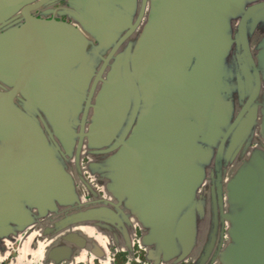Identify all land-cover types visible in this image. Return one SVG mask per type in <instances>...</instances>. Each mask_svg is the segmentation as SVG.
I'll list each match as a JSON object with an SVG mask.
<instances>
[{"label":"water","instance_id":"1","mask_svg":"<svg viewBox=\"0 0 264 264\" xmlns=\"http://www.w3.org/2000/svg\"><path fill=\"white\" fill-rule=\"evenodd\" d=\"M156 1L148 0L141 21L145 0L139 6L136 0H73L77 26L53 24L58 53L26 58L38 69L22 79L20 108L0 92V113L29 116L11 121L16 135L4 132L0 146H43L44 208L53 198L66 204L77 195L40 122L64 150L75 144L76 152L84 146L107 153L89 166L131 211L138 199L155 256L173 263L193 245L204 212L196 187L206 169L219 179L236 162L225 182L227 242L218 261L264 264V151L246 155L256 126L264 142V34L253 53L248 44L263 27L264 0H170V18L167 0ZM4 38L0 81L7 82ZM51 44L44 50L52 52ZM39 113L46 118L31 116ZM84 217L85 211L75 215Z\"/></svg>","mask_w":264,"mask_h":264},{"label":"flooded vegetation","instance_id":"2","mask_svg":"<svg viewBox=\"0 0 264 264\" xmlns=\"http://www.w3.org/2000/svg\"><path fill=\"white\" fill-rule=\"evenodd\" d=\"M72 2L0 0V35L4 33L5 36L7 62L4 68L12 74L9 76L11 80L0 81V92L9 93L8 99L17 107L20 108L25 99L26 82L22 79L27 77V71L38 69V66L26 64L27 56L32 54L44 59V56L56 55L59 32L53 24L62 22L77 26ZM136 2L139 6L141 0ZM147 5L148 0H145L141 21ZM170 6V0L165 1L168 18ZM261 22L262 29L255 28L249 36L251 53L257 39L264 34V19ZM235 24L236 19H232V32ZM48 40L52 42V52L44 50ZM259 84L264 93V75ZM31 116L38 121L45 117L42 113ZM28 117V114L0 113V135L4 132L7 136L16 135L10 128L11 121ZM39 125L47 141L56 143L52 155L60 157L61 151L77 201L60 204L51 198L44 208L42 145L35 151L29 145L22 148L10 144L4 148L0 146V189L3 190L0 192V264H219L218 252L227 242L225 182L236 162L224 169L219 179H216L213 168L206 169L204 179L196 187V196L204 202V212L196 221L193 245L183 259L173 263L155 256L153 243L147 239L148 228L138 213V199L131 211L122 197L114 196L108 190L107 179L89 166L107 153L95 155L84 146L76 152L75 144H69L64 150L56 137L50 138L46 134L41 122ZM14 126L16 128L18 123ZM257 130L256 126L246 155L253 148L264 151L261 146L264 142L258 137ZM135 189V198H140L142 188L136 184ZM38 196L41 202H34V197ZM84 211L88 217L75 218Z\"/></svg>","mask_w":264,"mask_h":264}]
</instances>
